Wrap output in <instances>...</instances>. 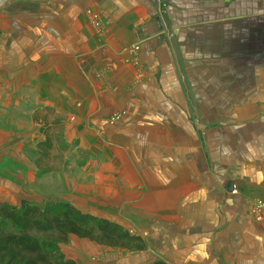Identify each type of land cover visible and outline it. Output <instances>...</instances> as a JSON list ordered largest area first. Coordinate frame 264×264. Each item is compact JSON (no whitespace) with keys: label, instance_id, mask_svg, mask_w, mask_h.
<instances>
[{"label":"crops","instance_id":"1","mask_svg":"<svg viewBox=\"0 0 264 264\" xmlns=\"http://www.w3.org/2000/svg\"><path fill=\"white\" fill-rule=\"evenodd\" d=\"M157 3L0 0V126L24 106L73 120L88 184L64 198L142 229L149 264H264V0Z\"/></svg>","mask_w":264,"mask_h":264},{"label":"rangeland","instance_id":"2","mask_svg":"<svg viewBox=\"0 0 264 264\" xmlns=\"http://www.w3.org/2000/svg\"><path fill=\"white\" fill-rule=\"evenodd\" d=\"M30 108L26 110L24 106L20 112L15 107L9 109L4 107L3 122L6 124H1L0 127L10 135L2 147V152H5L8 158L0 161V164L7 166V187L16 193V204H9L14 207H21L24 204H38L41 207L50 205L52 208L61 209L62 206L59 205L62 203H71L64 198L67 185L71 190V186L88 184L87 176H82L84 161H81L87 156V151L79 147L78 141L69 140L70 137L78 138L79 130L76 129L77 124H68L69 121H73L68 120V116L54 115L46 111L37 114L31 112ZM47 121H50V124H47ZM51 121L55 123L51 124ZM20 132L23 134V145L20 144ZM48 139L51 140L52 147L43 155L37 146L39 142ZM12 184H16V187L11 186ZM7 192L2 193V196L6 194L5 196L9 197L11 189ZM24 196L27 197L23 198ZM257 201L262 200L254 199L251 202L253 207L251 203L249 204L248 216L255 222H264V217L258 219L253 212ZM2 203L8 202H0V205ZM76 210L78 215L86 218L96 217L115 223V209L112 212H102V215H95L90 210L79 208ZM83 220L85 222L87 219ZM116 224L132 236L143 239V231L139 227ZM86 249L89 255L85 254ZM60 251L66 259H70L69 256L74 254L80 259V264H115V261L117 264H149L147 256L143 257L142 251L112 248L77 236H71L67 243L60 244Z\"/></svg>","mask_w":264,"mask_h":264},{"label":"trees","instance_id":"3","mask_svg":"<svg viewBox=\"0 0 264 264\" xmlns=\"http://www.w3.org/2000/svg\"><path fill=\"white\" fill-rule=\"evenodd\" d=\"M38 147L46 155L51 140L40 142ZM61 209L48 205L24 204L14 207L0 205V264H76L66 259L60 244L71 236L89 239L100 245L126 250L143 251L146 243L132 236L119 225L105 219L84 217L69 203ZM52 208V209H51ZM83 219H87L85 222ZM151 264H167L155 261Z\"/></svg>","mask_w":264,"mask_h":264},{"label":"built area","instance_id":"4","mask_svg":"<svg viewBox=\"0 0 264 264\" xmlns=\"http://www.w3.org/2000/svg\"><path fill=\"white\" fill-rule=\"evenodd\" d=\"M92 23L95 27V29L99 32V33H104L105 32V28H106V22L100 17V15L98 14H94L92 16ZM137 49V48H136ZM252 207H253V203H251ZM250 207V209L252 208ZM253 209V208H252ZM256 215V217L258 219H261L264 217V202L262 201H257L255 203L254 206V211H253Z\"/></svg>","mask_w":264,"mask_h":264},{"label":"water","instance_id":"5","mask_svg":"<svg viewBox=\"0 0 264 264\" xmlns=\"http://www.w3.org/2000/svg\"><path fill=\"white\" fill-rule=\"evenodd\" d=\"M152 2L156 5V7H157V10H158V12H159V15H160V17H161V20H162V16H161V13H160V10H159V7H158V3H157V0H152ZM229 191H231V188H230V190Z\"/></svg>","mask_w":264,"mask_h":264}]
</instances>
